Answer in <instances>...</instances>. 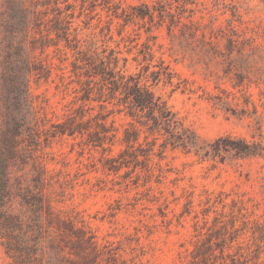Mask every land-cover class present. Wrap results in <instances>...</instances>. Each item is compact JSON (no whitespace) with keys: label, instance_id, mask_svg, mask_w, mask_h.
<instances>
[{"label":"rangeland","instance_id":"374dc122","mask_svg":"<svg viewBox=\"0 0 264 264\" xmlns=\"http://www.w3.org/2000/svg\"><path fill=\"white\" fill-rule=\"evenodd\" d=\"M114 1L171 6L175 16L161 24L140 20L125 34L136 42L149 36L156 58L174 72L172 84L153 89L176 113L177 128L153 135L138 123L139 158L149 141L154 151L146 161L128 157L118 173L104 167L101 147L88 145V131L43 140L33 159L11 164L8 213L25 225L8 237L0 226V264H184L197 231L220 226L233 232L235 244L259 245L264 258V0ZM68 2L78 5L74 14ZM79 4L59 6L73 14L70 30L84 40L94 26L79 17ZM9 13L8 0H0V137L13 77ZM49 51L36 53L53 63L51 76L33 77L31 91L41 114L60 122L79 84L69 76L72 54L60 63ZM123 54L129 72L137 71L135 53ZM132 120L124 112L108 116L116 127L109 155L125 148Z\"/></svg>","mask_w":264,"mask_h":264},{"label":"trees","instance_id":"16d2710c","mask_svg":"<svg viewBox=\"0 0 264 264\" xmlns=\"http://www.w3.org/2000/svg\"><path fill=\"white\" fill-rule=\"evenodd\" d=\"M67 1L8 0L11 20L6 31L9 34L13 77L6 100L9 107V114L5 116L7 132L0 137V226L7 237L11 230H19L25 225L23 218L8 213L12 189L10 166L19 158L25 163L33 159L43 140L47 143L51 137L74 136L88 131V145L101 147L104 167L118 173L128 157L146 161L154 151V143L149 141V153L144 154V159L139 158L137 149L143 147L140 126L147 127L154 135L170 132L178 125L176 113L153 89L160 82L173 83L175 75L170 65L163 58H156L149 36L143 42H136L131 34H125L128 25L140 20L161 24L166 16H175L171 6L147 3L123 6L114 0H80L79 17L85 14L88 16V28L94 26L88 39L83 40L72 34L68 20L78 5L66 4V9L72 10L70 14L59 6ZM101 11L105 12V17ZM114 25L118 37L115 36ZM112 39L115 47L109 44ZM135 47L137 50L134 52ZM50 49L60 63L72 54L69 76L71 82L79 84L73 88L75 95L67 103L68 112L60 122H52L41 114L31 91L33 77L51 76L53 63L44 62L36 53L39 51L49 56ZM124 51L135 53L132 59L139 65L137 71L129 72L130 57L124 55ZM57 66L63 68L61 64ZM110 104L115 107L110 109ZM115 111L124 112L133 119L124 129L121 142L125 148L118 156L107 153L112 150L116 136V127H110L107 120ZM37 181L44 184L43 175H39ZM47 207L49 210L52 208L49 201ZM235 240L227 226L199 229L194 248L184 255V264H264L259 245L235 244Z\"/></svg>","mask_w":264,"mask_h":264}]
</instances>
